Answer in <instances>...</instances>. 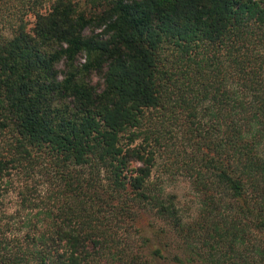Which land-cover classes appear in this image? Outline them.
<instances>
[{"label":"trees","instance_id":"obj_1","mask_svg":"<svg viewBox=\"0 0 264 264\" xmlns=\"http://www.w3.org/2000/svg\"><path fill=\"white\" fill-rule=\"evenodd\" d=\"M161 261L264 264V0H0V264Z\"/></svg>","mask_w":264,"mask_h":264},{"label":"rangeland","instance_id":"obj_2","mask_svg":"<svg viewBox=\"0 0 264 264\" xmlns=\"http://www.w3.org/2000/svg\"><path fill=\"white\" fill-rule=\"evenodd\" d=\"M98 81L97 78L93 79V82L96 83ZM155 176L158 175V171H154ZM11 180V181H10ZM8 181L5 186L6 195L4 197V207L8 208L10 211H14L19 207V197H18V186H19V178L18 177H9L5 179V182ZM10 181V182H9ZM166 191L171 192L177 195L178 202L180 205L189 204V206H195L194 204V194L189 184V181L185 177L176 176L173 178L167 179ZM8 192V193H7ZM143 225V219L141 221ZM160 264H168L167 262L161 261Z\"/></svg>","mask_w":264,"mask_h":264}]
</instances>
